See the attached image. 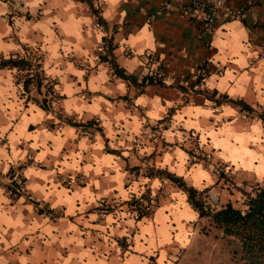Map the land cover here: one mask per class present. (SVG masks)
Masks as SVG:
<instances>
[{
  "label": "crops",
  "instance_id": "crops-1",
  "mask_svg": "<svg viewBox=\"0 0 264 264\" xmlns=\"http://www.w3.org/2000/svg\"><path fill=\"white\" fill-rule=\"evenodd\" d=\"M229 1L242 19L206 30L163 0H92L102 26L79 0H0V56L28 59L33 74L23 84L26 70L0 67V264H172L207 217L157 170L214 208L238 206V184L264 178V0ZM200 63L208 71L194 78ZM115 67L161 82L134 84Z\"/></svg>",
  "mask_w": 264,
  "mask_h": 264
},
{
  "label": "trees",
  "instance_id": "trees-1",
  "mask_svg": "<svg viewBox=\"0 0 264 264\" xmlns=\"http://www.w3.org/2000/svg\"><path fill=\"white\" fill-rule=\"evenodd\" d=\"M79 1L87 4L95 15L96 23L102 26L103 20L97 14V6L93 5L92 0ZM30 66L31 62L22 56H0V67H16L27 71L23 84H28L33 75L28 72L31 70ZM115 72L120 77L131 80L134 84L161 82L159 78L151 74H143L137 81L136 75L124 73L120 68L115 67ZM36 84L37 86L41 84L39 78H37ZM43 85L45 89L51 87L47 81L43 82ZM236 102L240 103L239 100ZM258 115L264 125V107L259 109ZM67 122L71 121L67 120ZM147 173L152 174V171ZM156 173L163 174L174 181L178 187L184 190L187 202L197 211L198 216L207 217L209 223L220 228L222 235L228 241L236 243L242 264H264V178L250 183L248 190H242L241 207L226 201L214 208L210 206V202L216 203V199L211 196L204 197L205 190H196L193 186L186 184L180 176L169 171L159 169ZM11 175L12 171L8 173V178ZM201 230L204 228L201 227Z\"/></svg>",
  "mask_w": 264,
  "mask_h": 264
},
{
  "label": "built area",
  "instance_id": "built-area-1",
  "mask_svg": "<svg viewBox=\"0 0 264 264\" xmlns=\"http://www.w3.org/2000/svg\"><path fill=\"white\" fill-rule=\"evenodd\" d=\"M162 8L174 12L180 16L186 17L194 22L200 23L204 29L210 30L217 18L223 17L228 19H242L243 9L241 5H233L229 0H163ZM264 27V24H263ZM264 47V37L261 43L256 46V56L262 58ZM208 66L200 63L194 73L193 77L203 76L207 73ZM49 85H52L50 79L46 80ZM199 161L208 167L214 175L223 180L225 184L232 183L233 172L224 161H209V158L203 154L199 157ZM21 177L17 169L12 170V175L8 179L6 189L10 197L15 198L21 193ZM147 197L139 199L141 210L149 211L151 203ZM33 207L40 213H50V208L39 202H34ZM175 258L172 259L174 261Z\"/></svg>",
  "mask_w": 264,
  "mask_h": 264
},
{
  "label": "rangeland",
  "instance_id": "rangeland-1",
  "mask_svg": "<svg viewBox=\"0 0 264 264\" xmlns=\"http://www.w3.org/2000/svg\"><path fill=\"white\" fill-rule=\"evenodd\" d=\"M238 186L247 190L250 187L248 184H238ZM242 198L243 196L239 195L234 201L240 207ZM201 227L204 230H201ZM183 253V264H242L236 243L228 241L222 235L220 228L209 223L204 217H198L189 242L185 245L184 251L181 250L180 254L174 257L172 264H175Z\"/></svg>",
  "mask_w": 264,
  "mask_h": 264
},
{
  "label": "clouds",
  "instance_id": "clouds-1",
  "mask_svg": "<svg viewBox=\"0 0 264 264\" xmlns=\"http://www.w3.org/2000/svg\"><path fill=\"white\" fill-rule=\"evenodd\" d=\"M111 3L118 5L120 3V0H110Z\"/></svg>",
  "mask_w": 264,
  "mask_h": 264
}]
</instances>
